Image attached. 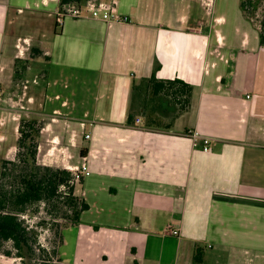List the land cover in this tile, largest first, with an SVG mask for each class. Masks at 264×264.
Instances as JSON below:
<instances>
[{
  "label": "crops",
  "instance_id": "1",
  "mask_svg": "<svg viewBox=\"0 0 264 264\" xmlns=\"http://www.w3.org/2000/svg\"><path fill=\"white\" fill-rule=\"evenodd\" d=\"M119 11L127 22H59V0H0V158L15 160L28 120L41 125L39 165L73 172L87 159L75 194L89 209L64 230L66 264H264L259 29L241 0H119ZM153 73L193 87L169 129L130 122L133 85Z\"/></svg>",
  "mask_w": 264,
  "mask_h": 264
},
{
  "label": "trees",
  "instance_id": "2",
  "mask_svg": "<svg viewBox=\"0 0 264 264\" xmlns=\"http://www.w3.org/2000/svg\"><path fill=\"white\" fill-rule=\"evenodd\" d=\"M90 0H59V12L65 13L71 6H84ZM262 4L263 13L259 22L253 19V12ZM244 16L259 29L260 44L264 47V0H241ZM36 54L38 51H34ZM146 93L151 97L138 111L130 109V122L139 117L150 128L169 129L175 119L189 111L192 105L193 87L180 79H158L153 73L148 79L133 85L135 94ZM155 101H158L157 103ZM150 107V109H148ZM41 125L23 120L20 124V137L14 161L0 158V253L5 243H12L16 255L24 259L35 255L32 236L34 231L25 225L20 216L35 204L63 206L72 212V225H77L82 212L89 209L88 204L75 194L71 184L73 173L37 163ZM65 190V191H64ZM199 252V250H198ZM6 255H11L7 251ZM196 260L198 255L195 257Z\"/></svg>",
  "mask_w": 264,
  "mask_h": 264
},
{
  "label": "rangeland",
  "instance_id": "3",
  "mask_svg": "<svg viewBox=\"0 0 264 264\" xmlns=\"http://www.w3.org/2000/svg\"><path fill=\"white\" fill-rule=\"evenodd\" d=\"M210 7L211 6L205 7L204 10H202L205 20L211 18L212 13ZM86 12L87 10L84 11V13ZM262 13L263 6L260 2L253 12V19L255 22H259ZM147 96L146 93L139 92V95L135 94L134 104L138 107L137 111L141 109L146 101L151 99L150 96H148V98ZM146 98L147 100L145 101ZM155 102L157 103L158 101ZM148 109H150V107ZM20 217L25 222V225L34 231V233L31 234H33L32 243L35 247V255H26L24 259H21L16 255L12 243H5L0 253V264H66L61 258L60 248L64 241V230L73 223L72 212L68 211V208H64L63 206L53 208L50 205L35 204ZM7 251L11 252V255H6L5 253Z\"/></svg>",
  "mask_w": 264,
  "mask_h": 264
},
{
  "label": "built area",
  "instance_id": "4",
  "mask_svg": "<svg viewBox=\"0 0 264 264\" xmlns=\"http://www.w3.org/2000/svg\"><path fill=\"white\" fill-rule=\"evenodd\" d=\"M84 9L87 10L86 13H88L93 19L107 23L127 22L128 20L126 17H123L119 11V0H90L84 6H71L67 8L65 13H60L59 22L66 16L80 18L85 11ZM133 123L144 124L143 119L141 118H137ZM186 134L192 138L195 147H200L204 152L210 151L212 141L208 137L202 136L197 131H188ZM86 138L89 139L90 135H86ZM72 173L73 179L71 184L73 185L90 176L91 171L87 159L84 158L82 165L76 168ZM170 232L175 237L180 235L179 231L175 228H172Z\"/></svg>",
  "mask_w": 264,
  "mask_h": 264
}]
</instances>
